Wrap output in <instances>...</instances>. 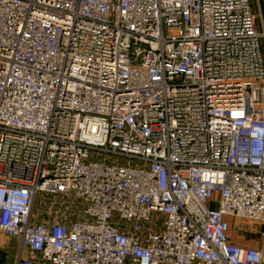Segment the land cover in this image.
<instances>
[{
	"label": "built area",
	"instance_id": "1",
	"mask_svg": "<svg viewBox=\"0 0 264 264\" xmlns=\"http://www.w3.org/2000/svg\"><path fill=\"white\" fill-rule=\"evenodd\" d=\"M258 21L251 0H0V239L45 264H264L225 221L264 230Z\"/></svg>",
	"mask_w": 264,
	"mask_h": 264
},
{
	"label": "crops",
	"instance_id": "2",
	"mask_svg": "<svg viewBox=\"0 0 264 264\" xmlns=\"http://www.w3.org/2000/svg\"><path fill=\"white\" fill-rule=\"evenodd\" d=\"M230 221V241L246 249H258L264 242L263 227L258 224L235 225L233 218ZM20 259H29L32 264H45L37 254H32L26 249H21L19 241L15 238L1 236L0 239V264H18Z\"/></svg>",
	"mask_w": 264,
	"mask_h": 264
},
{
	"label": "rangeland",
	"instance_id": "3",
	"mask_svg": "<svg viewBox=\"0 0 264 264\" xmlns=\"http://www.w3.org/2000/svg\"><path fill=\"white\" fill-rule=\"evenodd\" d=\"M251 7L253 12L258 15V0H251ZM258 30L263 32V25L260 20V16L258 21ZM261 41L262 49L264 52V39H262ZM34 204V214H41L42 217L49 220H65L70 218H76L77 216L76 211L78 210V205L75 203H71L68 197L61 198L54 196H40V198L36 200ZM225 221L228 224L230 223L228 219H225ZM233 221L237 226H240V224L245 223L238 218H233Z\"/></svg>",
	"mask_w": 264,
	"mask_h": 264
},
{
	"label": "water",
	"instance_id": "4",
	"mask_svg": "<svg viewBox=\"0 0 264 264\" xmlns=\"http://www.w3.org/2000/svg\"><path fill=\"white\" fill-rule=\"evenodd\" d=\"M258 16H260V20L263 25V33H264V0H258Z\"/></svg>",
	"mask_w": 264,
	"mask_h": 264
}]
</instances>
